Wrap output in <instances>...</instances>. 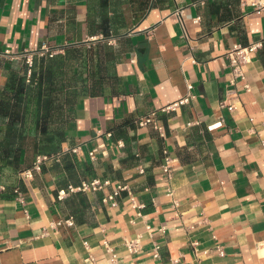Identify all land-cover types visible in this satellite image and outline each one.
<instances>
[{
  "label": "crops",
  "instance_id": "0c3cea01",
  "mask_svg": "<svg viewBox=\"0 0 264 264\" xmlns=\"http://www.w3.org/2000/svg\"><path fill=\"white\" fill-rule=\"evenodd\" d=\"M258 41L247 90L226 54ZM71 46L99 50L107 70L94 80L104 92L79 98L62 149L82 144L73 154L99 162L95 178L110 180L85 193L91 202L120 183L129 191L116 207L99 199L94 226H55L70 217L65 200L73 193L57 198L66 171L48 163L24 180L5 167L0 189L21 179L27 191L24 202L0 196V264H91L89 255L93 264H111L104 238L121 264H264V14L241 0H0V99L10 66L24 61L14 54L48 48L57 55ZM189 91L187 104L159 114L164 136L136 122ZM138 233L141 249L130 253L124 239Z\"/></svg>",
  "mask_w": 264,
  "mask_h": 264
},
{
  "label": "trees",
  "instance_id": "16d2710c",
  "mask_svg": "<svg viewBox=\"0 0 264 264\" xmlns=\"http://www.w3.org/2000/svg\"><path fill=\"white\" fill-rule=\"evenodd\" d=\"M106 67L99 50L83 46L67 47L65 53L52 57L36 56L31 74L24 61L11 65L0 99V172L10 167L20 175L32 167L34 155L61 152L79 98L104 92L101 82L99 86L94 80L104 78ZM179 156L188 160L183 151ZM51 163V170L66 171V188L69 183L95 179L99 162H83L67 152ZM26 191L20 179L16 186L0 189V196L13 198ZM99 199L103 198L98 196L94 204L85 193H73L65 200L68 216L77 225H96L93 206L98 208Z\"/></svg>",
  "mask_w": 264,
  "mask_h": 264
},
{
  "label": "built area",
  "instance_id": "2783aa9c",
  "mask_svg": "<svg viewBox=\"0 0 264 264\" xmlns=\"http://www.w3.org/2000/svg\"><path fill=\"white\" fill-rule=\"evenodd\" d=\"M242 4L248 5L254 9L255 12L259 14H264V0H241ZM176 15L179 18V21L181 23L182 29H183V36L188 39V30L185 23V17L183 10H177ZM200 21V17H196L192 19L193 23H198ZM263 46V43L261 41L253 42L248 45H234L231 49L228 50L226 56L230 62L231 65V72L234 76V78L239 79V81H244L245 85L244 87L247 90H250V85L247 83V74H246V66L251 61L252 54L257 52L258 49H260ZM54 56L55 51H50L48 48H44L42 50H38L36 52H24L21 54L13 55V58L17 59H23L25 63L29 67V74L31 73V68L34 65V59L36 55H47ZM12 55V54H11ZM189 89L192 88V85H188ZM191 93L189 91L188 95L185 97L170 103L160 109H155L148 113L147 115L141 117L138 119L137 123L139 126H153L156 130L159 131V133L164 136L165 130L163 124L160 122L158 116L160 113H171L175 112L178 108L183 106L184 104H187L190 100ZM231 109L233 107H230ZM107 135L110 137L112 136L111 132H107ZM262 145L264 146V139L261 141ZM117 144L121 147L124 146V142L122 140L118 141ZM83 145L78 144L72 148L62 149L61 152L57 154L52 155H46V154H37L35 155L33 165L31 168L25 169L23 172H21L20 176L24 180H30L32 179L36 173H40L43 170V167L47 165L48 163H51L53 161H60L61 155L63 153H75L78 154L82 151ZM90 157L95 160L96 155L95 151L89 152ZM163 172L167 176H171L174 169L171 166V158L167 154V151L164 150V162L161 165ZM138 170L140 173L145 172V165L143 162H140L138 165ZM108 185H110V180L108 179H100L95 178L91 181L82 180L80 184L75 185L72 183H69L68 186L65 189H62L58 191L57 198L59 200L65 199L68 195L75 193V192H94V191H102L104 190ZM124 191H129V186L124 183H120L116 185L109 193H107L103 200L106 202H110L114 207L118 206L119 199L122 197V193ZM131 200L135 207L142 209L144 207L143 202H139L136 200V197L130 192ZM18 199H20L22 202L25 201V196L22 192H18ZM139 215H141V212L139 211ZM55 226H61V225H68V226H74L75 221L73 217L69 218H60L53 222ZM147 230L152 231V227L150 225L147 226ZM141 238L142 235L140 233L127 237L124 239L125 247L127 248L128 252L134 253L141 249ZM86 246L88 247V242H85ZM102 246L105 249V251L109 254V259L111 264H121L118 254L115 252V247L112 245V243L107 239L104 238L102 240ZM156 250H159V245H155ZM219 253L221 255H224L223 249L219 248ZM88 260H90L91 264L95 262V257L93 255L88 256Z\"/></svg>",
  "mask_w": 264,
  "mask_h": 264
}]
</instances>
